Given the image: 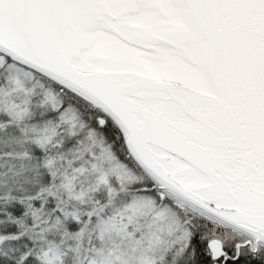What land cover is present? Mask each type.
I'll return each mask as SVG.
<instances>
[{"label":"snow or ice","instance_id":"snow-or-ice-1","mask_svg":"<svg viewBox=\"0 0 264 264\" xmlns=\"http://www.w3.org/2000/svg\"><path fill=\"white\" fill-rule=\"evenodd\" d=\"M0 264H264V0H0Z\"/></svg>","mask_w":264,"mask_h":264}]
</instances>
